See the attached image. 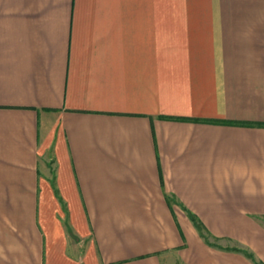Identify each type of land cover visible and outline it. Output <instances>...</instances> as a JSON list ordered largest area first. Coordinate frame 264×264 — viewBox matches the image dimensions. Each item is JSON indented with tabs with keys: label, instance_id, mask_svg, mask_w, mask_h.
Masks as SVG:
<instances>
[{
	"label": "crops",
	"instance_id": "1",
	"mask_svg": "<svg viewBox=\"0 0 264 264\" xmlns=\"http://www.w3.org/2000/svg\"><path fill=\"white\" fill-rule=\"evenodd\" d=\"M233 249L264 264V0H0V264Z\"/></svg>",
	"mask_w": 264,
	"mask_h": 264
},
{
	"label": "trees",
	"instance_id": "2",
	"mask_svg": "<svg viewBox=\"0 0 264 264\" xmlns=\"http://www.w3.org/2000/svg\"><path fill=\"white\" fill-rule=\"evenodd\" d=\"M193 222L196 226V229L200 232V235L206 239L205 237V234L202 232V228L200 227V225L197 224V222L195 221V219H193ZM231 251H234V252H240V253H243L248 259H250L252 261L253 264H259L255 259L254 257L251 255V254H248V253H245V252H242V251H238L236 249H233Z\"/></svg>",
	"mask_w": 264,
	"mask_h": 264
}]
</instances>
